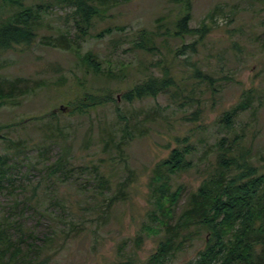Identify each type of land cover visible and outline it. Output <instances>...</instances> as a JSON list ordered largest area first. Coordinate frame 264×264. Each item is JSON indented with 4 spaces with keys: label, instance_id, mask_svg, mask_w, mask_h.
<instances>
[{
    "label": "rangeland",
    "instance_id": "1",
    "mask_svg": "<svg viewBox=\"0 0 264 264\" xmlns=\"http://www.w3.org/2000/svg\"><path fill=\"white\" fill-rule=\"evenodd\" d=\"M21 3L37 8L40 17L34 40L0 50V80L7 86L6 80L21 77L20 86L30 88L0 106V123L14 124L1 133L15 142L0 139V153L9 154L11 165V180L3 182L6 188L0 192V220L16 224L8 233L20 241L23 251L28 244L41 246L48 236L55 243L44 244L45 251L58 249L49 264H115L119 260L142 264L160 239L149 232L140 247H134L133 239L144 225L153 231L159 228V222L148 216V175L175 145L177 136L199 140L194 166L178 177L186 192L198 185L206 172L205 158L213 156L212 147L202 141L211 143L216 135H242L254 165L264 170V0H190L191 27L199 26L207 12L216 14L212 22L206 19L210 29L195 43V51L186 49L173 61L166 46L176 49L182 40L168 37L164 43L158 37L159 51L154 54L135 49L134 42L142 32H163L172 26L179 10L176 0H121L92 16L83 37L73 8L56 0ZM16 10L0 0V18H9ZM106 28L112 31L104 32ZM61 35L71 40V49L57 45ZM197 39L198 35H188L183 41ZM86 51L98 56L101 69L124 72L123 83L87 68L80 59ZM164 57L173 62L179 88L189 86L183 93L191 97V105L179 106L170 90L155 98L124 101V90L148 74L159 75L158 67L149 64ZM194 65L210 71L212 87L189 78ZM191 83L194 92L189 91ZM107 90L118 104L108 101L83 115L71 113L73 102L68 101L75 96L106 94ZM245 96L249 105L238 112L233 124L227 128L219 123L222 112ZM116 105L123 118L118 117ZM197 106L200 118L188 120ZM52 110L54 117L30 119ZM21 120L22 125L15 124ZM125 121V141L104 150L102 138L108 133L116 142L122 140ZM66 144L69 151L64 150ZM60 156L66 157L65 166L57 170L59 164H52ZM129 175L133 181L124 187L126 198L109 204L110 197L121 194L120 182ZM203 247V238L187 242L165 264H185ZM19 260L17 264H29Z\"/></svg>",
    "mask_w": 264,
    "mask_h": 264
},
{
    "label": "trees",
    "instance_id": "2",
    "mask_svg": "<svg viewBox=\"0 0 264 264\" xmlns=\"http://www.w3.org/2000/svg\"><path fill=\"white\" fill-rule=\"evenodd\" d=\"M119 1L121 0H56L58 4L73 8V17L77 18L75 19L76 26L82 37L88 34L92 16L100 15L101 10H107ZM176 1L179 3V10L170 22L172 26H166L163 32H142L141 39L134 42L135 49L154 54L159 51L155 39L161 37L164 43H168L167 38L170 37L182 40L181 45L176 49L166 46L172 52L170 56L172 61L186 49H190L191 52L195 51V43L204 38L203 36L210 29L205 22L206 19L212 22L216 13L207 12L199 26L191 27L190 0ZM2 3L18 7V10L9 18H0V50H8L14 44H29L35 37L34 28L40 17L38 9L33 6H24L21 0H2ZM79 23H81L80 26ZM111 31V28L104 30V32ZM188 35H198V39L185 43L183 39ZM57 45L64 49L72 48L71 40L63 35L58 38ZM80 59L94 74H100L109 80H116L118 84L123 83L122 80L126 77L124 72H117L112 68L104 70L98 67L100 61L92 51L84 52ZM172 61L169 62L168 57H164L151 62L150 66L158 67L159 75L148 74L142 82L124 90L122 99L132 103L147 97L155 98L158 94H165L170 90L171 96L176 98V101H180L179 106H190L191 97L183 93L184 90H188L189 86L185 83L182 88H179L178 76L174 73L175 67ZM144 68L147 69L148 66ZM189 78L204 82L207 87H212L213 79L208 69L203 70L194 65ZM6 81H8L7 86L0 80V106L8 103L9 99L16 98V93L25 95L30 91V88L20 86V83L24 82L21 77ZM190 87L189 91L194 92V83H191ZM247 97L249 98L245 96L241 102L223 111L218 122L229 128L238 112L248 107L250 101ZM108 101L118 104L117 98L107 90L106 94L83 92L75 96L73 101L68 102H73L71 113L83 115L89 109ZM116 106L118 117L123 118L118 105ZM200 112L201 108L197 106L187 119L196 121L200 118ZM55 115V111L52 110L40 117L30 119H47ZM23 122L21 120L15 124L22 125ZM13 125L0 123V139H5L9 144L15 142L1 132ZM127 125L125 121V134L122 135V140L116 142L110 133L106 139L102 138L104 150L117 148L125 141ZM43 137L47 136L43 134ZM196 143H199V140L192 141L189 136H177L175 145L165 157L153 165L148 175V216L159 222V228L153 231V228L144 225L133 239L134 247L139 248L144 237H147L145 234L149 232L158 235L160 239L155 250L142 264H165L171 256L181 251L187 242L191 243L199 238H203L204 247L199 249L196 256L185 264H264V170L254 165L242 135H216L211 143L202 141L203 145L212 147L213 156L205 158L206 172L198 185L186 192V185L178 182V177L194 166ZM65 146L64 150L69 151V144ZM8 155V153H0V192L6 188L3 182L9 183L11 180V165L7 163ZM65 158L60 156L52 165L59 164L56 168L61 169L65 166ZM130 181H133L131 175L120 182L121 194L110 197L109 204L126 198L124 187L129 185ZM15 226L16 224L7 218L0 220V264H17L19 259L29 264H49L58 249L55 248L51 252L45 251L48 246L44 248V244H52L53 240L44 236L41 240L44 244L36 248L28 244L27 251H23L20 248V241L12 239L8 233ZM37 252L41 254L31 256ZM115 264H129V262L119 260Z\"/></svg>",
    "mask_w": 264,
    "mask_h": 264
}]
</instances>
